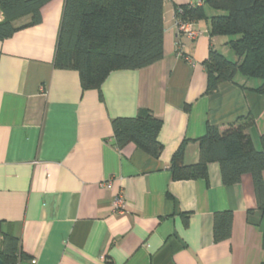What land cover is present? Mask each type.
<instances>
[{
    "label": "crops",
    "instance_id": "0c3cea01",
    "mask_svg": "<svg viewBox=\"0 0 264 264\" xmlns=\"http://www.w3.org/2000/svg\"><path fill=\"white\" fill-rule=\"evenodd\" d=\"M64 1L44 4L38 23L16 20L21 29L0 40L2 232L17 237L34 264H264V210L252 174L226 185L218 161L207 178L176 180L171 171L184 141L186 164L200 161L209 125L250 117L261 149L260 80L237 75L206 93L210 50L236 56L227 38L210 34L207 18L192 22L197 38L178 33L176 8L194 0H164L163 58L84 89L77 70L54 65ZM142 109L162 122L159 156L115 144L113 121ZM121 192L125 212L113 204ZM227 210L232 234L215 242L214 215Z\"/></svg>",
    "mask_w": 264,
    "mask_h": 264
},
{
    "label": "trees",
    "instance_id": "16d2710c",
    "mask_svg": "<svg viewBox=\"0 0 264 264\" xmlns=\"http://www.w3.org/2000/svg\"><path fill=\"white\" fill-rule=\"evenodd\" d=\"M50 0H0V40L11 37L22 26L15 21L29 16L31 25L41 21V8ZM215 13L208 17L204 5ZM176 18L194 22L207 18L210 34L227 38L236 59L213 48L205 67L206 93H212L222 81H235L240 75L258 79L255 90L264 94V0H203L202 5L181 4ZM164 0H65L54 56L57 68L79 72L84 89L99 88L115 70L138 69L164 56ZM189 107V106H187ZM253 119L245 117L225 129L209 125L199 140L200 161L186 164L185 141L171 160L176 180L208 177V164L220 163L223 183H238L242 175L253 176L258 208L264 210V133L258 149L249 132ZM161 120L148 109L136 116L113 121L115 144L129 143L159 156L163 145L158 139ZM252 214V211H249ZM233 212H217L213 220L214 241L227 240L232 234ZM0 258L4 264H34L22 250L20 240L11 232H2Z\"/></svg>",
    "mask_w": 264,
    "mask_h": 264
},
{
    "label": "built area",
    "instance_id": "2783aa9c",
    "mask_svg": "<svg viewBox=\"0 0 264 264\" xmlns=\"http://www.w3.org/2000/svg\"><path fill=\"white\" fill-rule=\"evenodd\" d=\"M202 4H203V0H194V1L190 2L191 6L202 5ZM182 11H183L182 9L178 8L176 12L182 13ZM176 26H177L179 34H185L190 39L197 38V36L199 34L198 31H196L193 28V24L190 21H184V20H181L180 18H177ZM113 204H114V207L116 210H118L119 212H125L126 200H125V196L122 192L117 194L114 197Z\"/></svg>",
    "mask_w": 264,
    "mask_h": 264
},
{
    "label": "water",
    "instance_id": "95a60500",
    "mask_svg": "<svg viewBox=\"0 0 264 264\" xmlns=\"http://www.w3.org/2000/svg\"><path fill=\"white\" fill-rule=\"evenodd\" d=\"M0 264H4L1 258H0Z\"/></svg>",
    "mask_w": 264,
    "mask_h": 264
},
{
    "label": "rangeland",
    "instance_id": "374dc122",
    "mask_svg": "<svg viewBox=\"0 0 264 264\" xmlns=\"http://www.w3.org/2000/svg\"><path fill=\"white\" fill-rule=\"evenodd\" d=\"M2 18V16H1V13H0V19Z\"/></svg>",
    "mask_w": 264,
    "mask_h": 264
}]
</instances>
